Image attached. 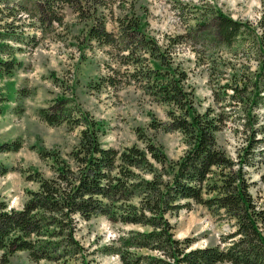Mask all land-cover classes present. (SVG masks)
Returning a JSON list of instances; mask_svg holds the SVG:
<instances>
[{
    "label": "trees",
    "instance_id": "obj_1",
    "mask_svg": "<svg viewBox=\"0 0 264 264\" xmlns=\"http://www.w3.org/2000/svg\"><path fill=\"white\" fill-rule=\"evenodd\" d=\"M30 1L35 9L33 16L43 27L64 24L66 7L79 18L91 20L87 39L117 51L123 63L134 65L130 74L134 80L142 81L158 100L175 106L176 110L170 112V128L181 131L189 147L176 161H168L165 152L143 133H139V137L145 143L144 148L137 144L122 150L107 147L100 139L102 121L84 110L73 96L56 97L52 104L40 108V117L49 124L82 126L80 142L69 152L71 161H66L56 151L39 150L42 158L53 160L55 175L45 177L39 171L30 173L28 178L38 182L39 188L30 191L22 208H9L0 200V250L3 251L0 264H8L9 257L18 251H27L36 261L58 260L72 251H80L74 235L76 215L83 219L107 215L114 222L153 228L132 229L120 237L117 246L105 247L104 253L119 255L124 264H264L261 227L264 207L257 206L245 170L255 152H259L264 162V149L256 151L264 144V137H256L253 132L238 160L218 147L217 133L223 129L225 118L212 108L204 112L196 109L192 93L184 84L188 78L186 73L173 65L169 46L163 48L156 37L146 31L147 21L143 17H118L119 31L115 33L108 30L106 18L98 12L99 6H107L106 0ZM27 5H19L18 11L28 12ZM8 10V16L12 17L10 6ZM261 21L264 25V12ZM190 34L195 43L210 47L232 46L239 38H251L260 53L259 67L250 90L235 87L240 101L246 99L251 120V110L264 109L263 37L252 23L235 19L220 8L198 21ZM25 38V32L15 21L0 23V79L12 76L21 67L22 61L12 41L22 43ZM179 38L170 37V42L180 43ZM104 80L115 84L112 77ZM8 99L7 94L0 92V105ZM20 147L21 144L5 143L0 145V151ZM213 167L220 169L217 181L212 178ZM9 171L10 168L0 162V176ZM143 173L152 177L148 179ZM205 193L208 196L205 197ZM135 198H139L138 205L133 203ZM191 199L211 210H224L235 220V231L223 238V242H228L225 246L193 248V241L175 237L166 214L185 207L188 203L182 200ZM141 248L160 254L134 252Z\"/></svg>",
    "mask_w": 264,
    "mask_h": 264
},
{
    "label": "rangeland",
    "instance_id": "obj_2",
    "mask_svg": "<svg viewBox=\"0 0 264 264\" xmlns=\"http://www.w3.org/2000/svg\"><path fill=\"white\" fill-rule=\"evenodd\" d=\"M27 3L28 12L18 11L19 5ZM106 3V7H98V12L106 18L108 30L118 33V17L140 16L147 21L146 31L163 48L169 46L173 65L188 77L184 84L192 93L196 109L204 112L212 108L225 118L223 129L217 133L218 147L238 160L253 132L256 137H264V109L251 110L249 120L246 99L240 101V94L235 90L237 86L250 90L259 67L260 53L251 38H239L232 46L210 47L195 43L190 34L198 21L220 8L235 19L252 23L264 40L261 21L264 0H106ZM8 6L14 13L12 17L8 16ZM0 9V23L15 21L26 37L22 43L12 41L22 61L21 67L12 76L0 79V92L9 97L0 105V145L21 144L18 150L0 151V162L10 168L0 176V200L9 208H22L30 191L38 190L39 183L28 178L30 173L55 175L53 160L42 158L41 148L56 151L71 161L69 152L80 142L82 126L49 124L39 115L40 108L49 106L58 96H73L84 110L102 121L100 139L107 147L122 150L137 144L144 148L145 143L139 137L143 133L165 152L168 161H176L185 153L189 147L185 135L170 128V112L176 110L175 106L158 100L142 81L134 80L130 75L134 65L123 63L117 51L87 39L91 20L79 18L66 7L64 24L43 27L33 16L35 9L29 0H0ZM170 37H180L181 42L171 43ZM108 77L115 84L104 80ZM262 149L264 144L256 151ZM258 153L250 158L245 170L257 206L264 207V162ZM213 169L212 178L217 181L220 169ZM143 174L148 179L152 177ZM138 201L135 198L133 203L138 205ZM182 202L188 204L166 214L176 238L193 241V248L228 243L223 238L235 231L236 224L224 210H211L194 199ZM261 227L264 232V225ZM132 229L153 228L114 222L107 215L90 219L76 215L74 235L80 251H72L58 260L39 261L31 259L27 251H18L9 257L8 264H124L119 255L106 254L104 249L117 246L120 237ZM134 252L160 254L147 248ZM2 254L0 250V258Z\"/></svg>",
    "mask_w": 264,
    "mask_h": 264
}]
</instances>
